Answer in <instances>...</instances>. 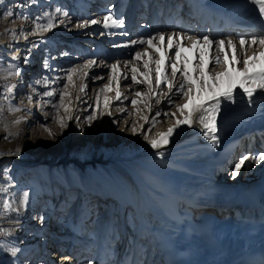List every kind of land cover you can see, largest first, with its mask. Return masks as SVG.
<instances>
[{
	"label": "bare ground",
	"instance_id": "1",
	"mask_svg": "<svg viewBox=\"0 0 264 264\" xmlns=\"http://www.w3.org/2000/svg\"><path fill=\"white\" fill-rule=\"evenodd\" d=\"M142 1L113 0L112 4L115 2L114 5L106 7L105 10L103 6L107 2L106 0L103 4L98 5L95 10L96 14L93 17L99 18L96 19L98 23L94 25L92 30L90 27L82 26L72 33V36H84V33L88 31L100 32L99 42L94 43L98 45L100 43L102 46L106 42L107 45L110 44L111 47L106 60L93 61V64L95 62L99 64L97 69L94 70L99 75V81L104 78L102 74L107 71L108 61L111 59H119L118 63L122 64H126L131 59V63L122 69L124 75H129L132 64L137 65L143 61L152 64L156 58L157 61H164L161 64V72L157 74V83L160 85L159 92L165 86L159 81L171 80L173 84L171 90L167 88L165 94L162 92L159 102L150 111V118H148V113L142 124L139 125L138 153L129 155L117 152L115 156L101 157V159L89 161L87 164L85 161L78 162L74 160L79 163L78 166L81 168L79 173L85 178V184L92 177L97 176L102 183V187L104 186V190L107 193L115 194L107 197L104 205L112 202L117 205L116 230H113L114 232L110 235L107 230L108 227L104 229V224H108L112 220L111 213L100 216L102 222H97V227H99L97 249L95 254L92 255L88 250L89 247L92 249L94 235L85 237L78 230L72 233V230L65 225L66 222L62 218L63 216L58 223H56V215L47 222H34L32 230L40 226L45 234H52L47 231L50 227L59 235L68 236V242L62 245L54 241L56 238L53 235L48 236L49 241L52 240L50 243H45L46 245L42 243L35 244L34 249L38 252L36 258L40 257L39 262L34 259L37 262L36 264H47L48 259L55 261L57 256L59 258L63 256L62 258H64L58 264H91L90 261H93L94 264H110V262L113 264L115 253L109 252L108 249L110 250L114 246L117 241L116 238L121 239L129 235L131 227L133 225L135 227L136 216L144 221L148 219V221L160 222L159 225L151 223L149 229L153 231L151 232L153 235L152 244L149 247L148 240H142L141 251L147 252L156 245L165 246L176 253L184 264H195V261L199 258L206 259L209 264H236L246 255V246L257 240L259 232L255 233L252 230L261 225L262 217H264L263 211L257 210L258 218L251 220L252 210L240 205L233 198V195L238 190H246L253 194L257 183L264 179V160L259 163L256 162L257 156L262 153L249 152L244 154L250 155L241 176V169H239V172L235 173L233 178L229 165L242 151L240 146L242 138L250 136L258 129L260 133L264 132V90H261L258 84L255 86L247 85L253 88L251 103L248 102L246 95L241 96L239 94V84L245 79L242 74L243 61L248 60L249 74L259 72L264 68V44L260 43V40L264 39V15L259 14V4L255 3L254 0H193L198 10H203L205 15L213 14L211 18L215 25L212 33H210L211 26H206L200 35H195L184 25V19L178 18L176 22L174 17L171 16L168 21L163 23L158 17L163 16L159 9L155 10L154 16L140 23L139 19L142 17L140 12L144 8ZM179 1L170 0V3L180 4ZM97 2L99 1L97 0ZM88 8L85 7L84 9L87 10ZM126 8H128L127 12ZM205 8H211V13ZM105 15H110L112 20H121L122 26H117L112 20H109L107 21L108 26L105 27ZM187 21L190 22L191 19ZM224 25L229 27L223 29ZM241 25H244L242 30L239 29ZM160 36H163L164 39H160ZM205 36L213 43H204L202 38ZM241 38L245 41L243 45L240 44ZM254 39L255 43H253ZM38 40H40V35L37 33L30 34V37L23 44L28 42V44H25L28 48L31 45H37ZM141 40L145 42L151 40V43H136ZM221 40L224 42L223 45L218 44ZM177 51L179 55H173ZM135 52L141 53L139 60L133 58ZM23 53L26 55L28 52L23 51ZM201 57L203 58L202 65H200ZM214 58H220L222 61L220 66L213 67ZM173 61L178 71L175 77L171 75L169 77V75H165L167 70L169 73L171 72L167 64ZM185 65L189 76L193 80V87L191 89L185 87L187 88V97L183 99L185 101L180 103L177 108L180 111V108L184 105H187V107L184 108L183 112L177 113L174 112L177 108L169 110V107L178 98L173 94L184 79L180 70ZM198 65L202 66L207 73L203 90L200 88L201 80L197 70ZM38 66L36 65L35 69L30 70L29 79L39 77L38 72L42 70V66ZM148 67L151 69L152 65H148ZM225 72L230 73L231 76L222 75L221 79H214L217 74ZM230 79L235 96V102L231 103L223 99V95L229 91ZM37 82L34 80L31 84L37 85ZM209 85H213V87L210 88ZM36 87L34 86V88ZM151 89L154 91L153 93L149 92V94L152 93L150 100L154 99L155 93H157V85L154 89ZM126 90H129V87ZM158 95H161V93ZM214 96L219 97L221 100L215 117L216 130L214 135L217 138L215 142L204 134L207 129L199 122L201 112H193L192 103L197 101L209 105L213 103L212 98ZM115 103H117V100ZM157 113L160 114L157 115ZM119 115L121 114H118L117 117L111 116L112 119L104 130L103 137L96 133L95 120L90 123L86 114L82 117L80 125L82 127L86 125L85 127L90 128V133H95L97 140L103 138L106 143L105 148H112L115 146L113 140L107 141L106 137L109 128L117 125L116 119L113 118H118ZM186 117H190L191 126L183 123ZM47 118L50 120V117ZM177 121H180V123H177ZM170 128L173 131L171 135H168ZM144 131H146V134ZM119 133L121 134L122 130ZM142 138L143 140H141ZM162 140H166V142L161 144ZM153 141L160 146L153 148ZM230 153L228 162L224 166L219 165L220 158L226 157ZM3 163L13 164L20 168L38 166V162L34 160L20 159L13 155L0 157V165ZM101 164L105 166L112 164L116 167L115 171L129 185V190L126 193L120 192L121 189L116 187L113 181L117 178L112 171V175H105L102 172V175L95 174L96 171H99L97 167H101ZM129 165H132V167L135 165L136 170L134 171ZM91 171L95 172L92 173ZM58 174L60 183L67 186L61 184L63 196L60 193V199L56 196V207L63 202L66 194H68L66 197H69V193H71L68 188L69 183H63L60 172ZM69 176H71V173ZM83 187L84 185L74 186L71 189L73 191H83ZM200 189L205 190L206 194L196 195L195 192ZM44 196L48 197L47 195ZM50 198L52 197L50 196ZM120 200L125 201V205L120 206ZM73 202L74 200L71 198L66 199V203ZM91 203L92 201L89 202V204ZM81 206H84L82 199H80L79 204L76 203L73 206L76 213L80 212L81 214L82 211L87 209V206H85L86 208L81 209V211L79 209ZM119 207H123V210ZM235 209H237V213L234 215ZM88 210H86V214L88 213L87 217H90V221L94 219L97 213H100L98 211L92 213ZM128 211L134 222H130L128 219V215H126ZM216 211H218V215L214 214ZM231 214L234 215L233 220L230 217ZM61 220H63V223ZM52 221L56 224L53 225ZM243 224L248 225L250 230L244 228ZM231 226H235L237 229ZM69 249H72V252L67 254L66 252ZM49 251L52 253H49ZM63 253H66V255ZM90 256L91 260H89Z\"/></svg>",
	"mask_w": 264,
	"mask_h": 264
},
{
	"label": "rangeland",
	"instance_id": "2",
	"mask_svg": "<svg viewBox=\"0 0 264 264\" xmlns=\"http://www.w3.org/2000/svg\"><path fill=\"white\" fill-rule=\"evenodd\" d=\"M98 1L0 0V157L13 155L20 159L38 162V166L34 168H20L8 163L0 165V264L39 262L40 257L36 258L38 252L34 251L35 244L50 243L52 240L49 241L48 238L52 234H45L38 229L32 230V224L47 222L55 215L56 223L63 218L66 222L64 224L72 230V233L78 230L85 237L93 234L96 242L99 239L97 222H102L101 215L111 213L112 220L104 224V229L108 227L110 235L116 230L117 205L114 202L104 205L107 196L111 197L112 193L103 191L99 186L100 181L98 183L93 177L85 184V178L79 173L81 171L79 163L74 160L85 161L87 164L101 157L115 156L117 152L129 155L138 153L139 125L148 113L150 118V111L159 102L162 92L165 94L167 87L164 86L159 92L160 85L157 83L155 71L156 58L152 64L148 63L152 65V70L149 67L148 69L143 67L145 61L131 65V69L136 67L137 80L144 81L140 84L132 82V71L129 75H124L122 69L125 64L118 63L119 59L108 61L109 67L102 74L104 78L99 81V75L94 71L99 64L96 62L93 64V61L106 60L110 44L107 45L106 42L102 46L99 43L101 45L99 46L94 43L99 42L100 32L88 31L84 33V36H72V33L80 28L76 25L93 29L95 24L91 21L99 18L93 17L96 14L95 10L106 0ZM112 2L113 0H107L103 8L112 7L115 3L112 4ZM85 7L89 8L86 10ZM57 9L60 11L57 12ZM127 10L128 8L126 12ZM64 12L68 15L64 16ZM49 23L53 25L51 28L43 27ZM34 33L40 35V40L36 43L37 45L27 48L25 44L28 42L23 43L30 34ZM83 37L87 39H79ZM23 51L28 53L25 55ZM40 61L42 70L38 72L39 77L29 79L31 66L33 68L35 64L33 62ZM112 65H116L115 71L112 70ZM73 69L75 71H72ZM167 73H169L168 70ZM69 74L72 76L71 83L66 79ZM34 80L38 81V86L31 84ZM149 82L153 89L157 85V93L152 100L150 96L154 90L149 94ZM105 85H107L106 88ZM34 86L37 87L34 88ZM128 87L129 90H126ZM137 91L141 92V96L135 95ZM185 91L187 92V88ZM49 92L52 95H47ZM119 92L121 97L117 99ZM160 93L161 95H158ZM61 96H63L62 101ZM116 100L117 103H115ZM132 100L137 101L135 106L132 105ZM184 101L178 97L172 102L169 110L177 108ZM174 112L181 111L177 108ZM84 114L87 118L91 115L92 119L88 120L90 123L95 120L96 133H99L100 137H103L104 130L112 119L111 116L117 117L121 114L118 118H113L116 119L117 125L109 128L106 137L107 141L113 140L115 146L105 148L106 143L103 138L97 140V135L90 133V128L80 125ZM47 117H50V120ZM62 123L63 126H61ZM120 130L122 133L118 134ZM144 133L146 134V131ZM231 164L229 170L233 173L236 163L232 161ZM124 165L128 168L126 164ZM100 166L97 167L99 171L91 172L112 175V171L117 178V180L113 178V182L119 185L118 187L122 190L120 192L129 190L128 183L115 171V166L112 164ZM129 167L136 170L135 165L134 167L129 165ZM59 172L63 183H69L68 188L72 194L68 192L70 196L66 197L68 196L66 194L63 202L56 207V198L60 199L61 195L63 196L62 183L57 176ZM95 178L99 180L97 176ZM65 185L62 184V186ZM81 185L84 187L83 191L77 190L79 194L71 189ZM90 186L95 188L96 196L92 197L90 194L94 192L90 190ZM24 193L28 194L26 205L23 203ZM85 195L87 201L92 203L83 204L84 206L79 209L84 210L87 206L88 211L100 212L91 221L90 217H87L88 214L82 210L81 214L76 213L73 207L76 203L79 204L80 199ZM68 198L73 199L74 202L66 203ZM128 219L134 222L129 211ZM61 222L63 223V220ZM53 223V225L56 224ZM82 225L87 228H79ZM87 231L89 233H86ZM49 253L52 252L49 251ZM63 254L66 255V253ZM62 257L57 256L55 261L48 259L46 263H61V259H64ZM90 263L94 262L90 261Z\"/></svg>",
	"mask_w": 264,
	"mask_h": 264
},
{
	"label": "snow or ice",
	"instance_id": "3",
	"mask_svg": "<svg viewBox=\"0 0 264 264\" xmlns=\"http://www.w3.org/2000/svg\"><path fill=\"white\" fill-rule=\"evenodd\" d=\"M255 3H258L259 4V14L261 15H264V0H254ZM57 12H59L60 10L57 9L56 10ZM9 15H11L9 13ZM64 16H67L68 13L67 12H64L63 13ZM39 19V18H37ZM109 20H112V17L110 15H105L104 17V21H105V24L104 26L107 27L108 24H107V21ZM112 22L114 24H116L117 26H122V21H119V20H112ZM92 24H96L98 23L97 20H92L91 21ZM53 25L51 23L47 24V25H44L43 27L45 28H51ZM77 27H81V25H76ZM37 27H40V25H37ZM160 39H164L163 36H160ZM191 39V38H190ZM203 42L204 43H207V44H212L213 41L209 40L207 36L203 37ZM199 42V41H198ZM255 39L253 40V43H255ZM136 43H140V44H145V43H148L150 44L151 43V40L145 42V41H137ZM223 41H219L218 44L219 45H223ZM229 43H231L229 41ZM245 43L244 39L241 38L240 39V44L243 45ZM260 43L261 44H264V39H261L260 40ZM119 46V45H117ZM173 55L175 56H178L179 55V52H175L173 53ZM134 59L136 60H139L141 58V53L140 52H135L134 53ZM202 62H203V58L201 57L200 58V65H202ZM131 63V59L126 62L125 66L127 67V65ZM164 63V61H157L156 62V68H155V71L157 74H159L161 72V64ZM222 63V61L220 60V58H214L213 59V67H218L220 66ZM198 65V72L200 74L199 78L201 80V84H200V88L201 90H203V83L205 81V79L207 78V73L205 72V69ZM243 76H244V80L239 84V88H240V95L241 96H244L246 95L247 98H248V102L251 103L252 102V96H253V88H250L248 87L247 85L251 84L253 86L257 85L259 86V88L261 90H264V68H262L259 72H254L252 74H249V66H248V60L245 59L243 61ZM143 67L145 69H148V63L145 62ZM167 67H169L171 69V72H170V75L172 77H175L176 74H177V68H176V64L175 62H170L167 64ZM112 70L115 71L116 69V65H112L111 66ZM72 71H75V69H73ZM133 75L131 77V80L133 83H136V84H140L144 81H140V80H137V74H136V68H132L131 69ZM180 73L181 75L183 76V81L180 83V85L176 88V92L173 94L174 96H178L179 98L181 99H184L187 97V92L185 91V87H187L188 89H191L193 87V80L192 78L189 76V73L187 71V68H186V65L183 69L180 70ZM165 75H169L168 73H165ZM222 75L223 76H231L230 73L228 72H225L223 74H217L216 77H214V79H221L222 78ZM67 81L69 83H71L72 81V76L71 74H69L67 77H66ZM159 83H162L164 84L169 90L172 89L173 87V84H172V81L171 80H168V81H159ZM107 87V85H105V88ZM209 87H213V85H209ZM151 84L149 82V92H151ZM47 95H52L51 92L47 93ZM136 96H141V92L137 91L135 93ZM120 98V93H117V99ZM63 99V96H61V101ZM213 103L212 104H209V105H205V104H202V103H198L197 101H193V112H201V116L199 118V122L204 125V128L207 129V131L204 133L206 136H208L211 140H213L214 142L216 141V136L214 135L215 133V117H216V113L219 109V106H220V98L219 97H213ZM223 99L228 101V102H235V96L233 94V91H232V83H231V79H230V83H229V91L227 93H225L223 95ZM132 105L135 106L137 101L136 100H132L131 101ZM171 103V101H170ZM187 105H184L182 108H180V111L183 112L184 111V108H186ZM160 113H157V115H159ZM165 115H167V113H165ZM92 117L91 115H89L88 117V120H91ZM177 123H180V121H177ZM184 124H187L189 126H191V120H190V117H186L183 121ZM63 126V123L62 125ZM150 131V129H149ZM173 129H169L168 130V135H171ZM166 140H162L161 141V144L165 143ZM160 145L157 144V142L153 141L152 142V147L153 148H156ZM261 160H264V154H259L256 158V162L259 163ZM243 161L241 160L240 162H238L236 165H235V168H234V172H233V178L235 177V173L239 172V169H240V164L242 163ZM27 200H28V194L27 193H24L23 194V203L26 205L27 203ZM42 219V218H41ZM13 254H15V252H13Z\"/></svg>",
	"mask_w": 264,
	"mask_h": 264
}]
</instances>
